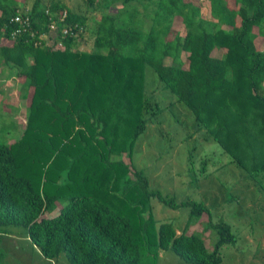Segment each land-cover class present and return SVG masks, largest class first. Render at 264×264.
<instances>
[{"label": "trees", "instance_id": "16d2710c", "mask_svg": "<svg viewBox=\"0 0 264 264\" xmlns=\"http://www.w3.org/2000/svg\"><path fill=\"white\" fill-rule=\"evenodd\" d=\"M85 1L101 10L121 4L99 16L90 52L79 48L87 17L62 0H0V40H13L0 46V65L29 102L20 138L0 142V264L12 237L50 262L64 255L67 264H152L169 250L186 264H220L221 250L236 242L230 226L202 202L177 203L151 189L119 158L131 157L148 123L181 105L264 190V52L256 46L264 0H208L211 20L196 0H140V14L129 0ZM16 16L29 26L13 37ZM174 22L185 34L171 40ZM51 23L63 49L41 38ZM154 200L187 208L188 224L205 215L213 250L170 222L156 227Z\"/></svg>", "mask_w": 264, "mask_h": 264}, {"label": "rangeland", "instance_id": "374dc122", "mask_svg": "<svg viewBox=\"0 0 264 264\" xmlns=\"http://www.w3.org/2000/svg\"><path fill=\"white\" fill-rule=\"evenodd\" d=\"M16 1L21 3L19 6L25 3L30 7L34 0ZM62 1L71 11L87 17V32L79 46L85 52L93 50V30L99 16L115 14L121 6L117 3L110 9L101 10L97 4L87 6L85 0ZM142 3L146 4V1ZM196 3L201 7L202 18L211 20L209 1L196 0ZM127 5L128 10L136 8L139 14L144 12L140 0H129ZM184 34L181 23L174 22L169 39ZM256 46L264 52L261 38L257 39ZM8 70L0 65V142L4 144L20 138L29 103L20 98L19 84ZM160 104L166 103L161 100ZM120 159L126 163L130 161L136 170H141L151 189L173 197L177 203L202 202L214 221L221 219L230 226L236 242L221 250L220 264H264V190L254 184V179L244 176L240 167L229 163V158L208 134L197 130L193 116L183 106L170 107L158 119L148 123L137 139L131 157L123 154ZM151 204L156 227L159 223L170 222L177 234H195L204 240L208 251L213 250L216 234L213 230H205V215L188 224L187 208L171 210L155 200ZM10 240L14 242L2 243L7 253L5 264H67L64 255L57 261H47L25 238L12 237ZM152 264L186 263L169 250H158Z\"/></svg>", "mask_w": 264, "mask_h": 264}, {"label": "built area", "instance_id": "2783aa9c", "mask_svg": "<svg viewBox=\"0 0 264 264\" xmlns=\"http://www.w3.org/2000/svg\"><path fill=\"white\" fill-rule=\"evenodd\" d=\"M64 17V16H63ZM63 20V18H62ZM10 23H15V24H19L21 25L18 30H16L14 33H13V37L14 35L17 33H21L22 31L25 30L26 27L29 26V21L27 18H22L21 16H16V17H13L11 20H10ZM57 26L55 25V23H51L49 24L48 26V33L46 35H42L41 38L44 39L46 41V43L50 46V45H54L53 49L57 50V49H63V46L60 42H55V38H56V35H57ZM81 32V31H80ZM78 33V31H77ZM63 34H67V32H63ZM12 37V38H13ZM5 40V39H3ZM11 43H13V40H7Z\"/></svg>", "mask_w": 264, "mask_h": 264}, {"label": "crops", "instance_id": "0c3cea01", "mask_svg": "<svg viewBox=\"0 0 264 264\" xmlns=\"http://www.w3.org/2000/svg\"><path fill=\"white\" fill-rule=\"evenodd\" d=\"M11 45H12V43L9 42V41H6V40H4V41H2V42L0 43V46H4V47H11ZM7 77H8V76H7Z\"/></svg>", "mask_w": 264, "mask_h": 264}]
</instances>
